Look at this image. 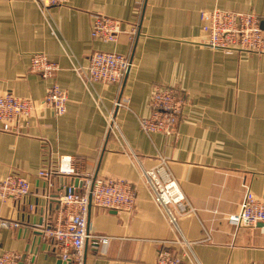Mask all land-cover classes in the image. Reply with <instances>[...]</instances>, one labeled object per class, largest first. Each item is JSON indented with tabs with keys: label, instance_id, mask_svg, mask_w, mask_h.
I'll use <instances>...</instances> for the list:
<instances>
[{
	"label": "crops",
	"instance_id": "obj_1",
	"mask_svg": "<svg viewBox=\"0 0 264 264\" xmlns=\"http://www.w3.org/2000/svg\"><path fill=\"white\" fill-rule=\"evenodd\" d=\"M212 9L251 12L264 31V0H67L47 9L34 0H0V94L38 103L55 83L68 98L62 115L42 106L21 132L0 131V180L16 173L30 184L23 199H0V221L20 223L0 227V255L32 251L33 264H61L40 229L54 222L55 196L75 176L53 175L48 185L38 172L67 154L78 172L122 179L136 191L130 210L90 205L88 232L108 240L93 246L88 239L83 264H154L159 250H177L140 178L141 169H155L165 179L162 159L192 208L177 223L200 264H264V223L228 220L246 189L264 193V53L225 54L201 45L200 14ZM95 14L120 21L115 42L91 37ZM95 50L130 57L121 84L81 81L74 66L85 67ZM32 53L59 68L48 78L30 71ZM156 86L174 87L183 101L171 135H146L138 125ZM119 98L124 106L114 105ZM111 110L117 128L106 132Z\"/></svg>",
	"mask_w": 264,
	"mask_h": 264
},
{
	"label": "built area",
	"instance_id": "obj_2",
	"mask_svg": "<svg viewBox=\"0 0 264 264\" xmlns=\"http://www.w3.org/2000/svg\"><path fill=\"white\" fill-rule=\"evenodd\" d=\"M41 9L63 5L67 0H34ZM202 38L199 43L225 54L264 53V31L258 17L251 12H238L222 9L202 11ZM132 27L128 34L134 33ZM121 23L117 19L101 14L92 17L90 35L102 42H115L122 33ZM131 65L128 55L95 50L89 56L85 67L74 70L84 84L105 83L119 85L127 75ZM59 68L57 63L48 60L44 53H32L29 58L30 71L43 78L50 77ZM67 93L53 83L41 101L36 103L29 97L16 96L10 92L0 94V131L21 132L24 123L40 109H51L56 115L66 110ZM125 100L114 101L115 106H124ZM183 101L174 87H153L150 91L147 107L149 113L138 118L139 128L146 135L161 133L171 135L175 130L181 113ZM106 132L117 126L114 124L112 110L106 113ZM115 126V127H113ZM73 155H60L54 165L39 170L38 177L51 185L53 175L75 176V182L65 184L55 196L58 211L52 224L42 227L40 233L45 241L52 244L61 264H83L84 246L91 239L93 246L107 243V237L91 235L87 230V216L90 205L102 209L130 210L134 207L136 191L134 186L122 179L97 176L91 171L78 172ZM166 177L161 179L155 169H141L140 178L145 183L153 203L161 210L174 235L173 244L177 250L161 249L154 264H200L192 252V242L185 239L178 227V217L192 211L178 181L171 177L166 163ZM30 192V184L16 173L8 174L0 180V199L20 200ZM235 225L252 226L264 222V193L256 196L246 189L239 203L238 211L228 215ZM0 227L17 229L20 223L15 220H2ZM31 252L19 253L4 251L0 255V264H33Z\"/></svg>",
	"mask_w": 264,
	"mask_h": 264
},
{
	"label": "water",
	"instance_id": "obj_3",
	"mask_svg": "<svg viewBox=\"0 0 264 264\" xmlns=\"http://www.w3.org/2000/svg\"><path fill=\"white\" fill-rule=\"evenodd\" d=\"M264 222H261L260 224H263ZM59 262V261H58Z\"/></svg>",
	"mask_w": 264,
	"mask_h": 264
}]
</instances>
